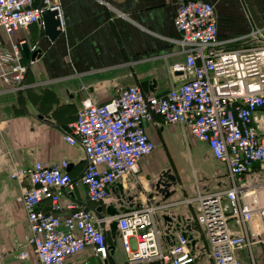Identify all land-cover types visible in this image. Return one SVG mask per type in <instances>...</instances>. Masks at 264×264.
<instances>
[{"label":"built area","instance_id":"1","mask_svg":"<svg viewBox=\"0 0 264 264\" xmlns=\"http://www.w3.org/2000/svg\"><path fill=\"white\" fill-rule=\"evenodd\" d=\"M45 10L57 12L62 28L59 0H0V32L8 40L0 39V83L8 91L24 87L29 67L38 58L35 44L27 45L26 56L22 49L26 41L13 35L30 24H43ZM173 24L184 58L171 69L181 72V84L160 95L130 84L120 87L108 102L86 99L64 139L83 149L86 165L78 182L90 201L102 203L114 185L137 173L140 161L156 149L147 123L159 116L164 123L185 126L207 145L214 160L224 164L231 181L224 189L182 200L195 205L199 238L180 229V224L174 229L175 217L164 220L172 213L158 217L159 206L154 204L108 214L116 222L115 228L114 221L108 228L104 216L63 198L76 183L66 159L52 165L36 160L11 173L13 179L28 183L21 200L30 233L19 258L69 264L74 255L91 248L95 256L107 259L108 228L119 233L131 264H244L243 252L255 264L253 247L264 246L263 31L220 40L214 4L206 0H182ZM244 39L255 44L230 46ZM168 174L158 177L157 191L165 189L163 183L172 185Z\"/></svg>","mask_w":264,"mask_h":264},{"label":"crops","instance_id":"2","mask_svg":"<svg viewBox=\"0 0 264 264\" xmlns=\"http://www.w3.org/2000/svg\"><path fill=\"white\" fill-rule=\"evenodd\" d=\"M59 1L63 25L54 40L45 35L40 23L30 24L13 35V39L25 40L28 46L35 44L38 49V58L29 67L24 87L8 91L0 83V264H38L35 256L26 259L18 256L30 233L21 200L28 183L11 177L14 168L36 160L52 165L66 159L67 170L76 183L73 190L64 192L63 198L73 199L95 215L104 216L109 228L115 218L108 215L109 206L124 212L162 201L155 188L160 176L156 149L162 140L181 139L174 129H186L183 125L164 123L156 116L155 122L146 124V130L157 146L151 156L140 161L139 171L120 179L106 202L88 199L85 187L78 182L86 165L83 149L69 144L64 132L86 99L108 102L120 87L130 84L137 85L144 93L157 95L181 84V72L172 71L171 66L184 58L180 34L173 24L182 0ZM206 1L214 4L220 40L242 37L258 29L264 34V0ZM0 39L8 42L2 32ZM235 44L230 46H249L255 41L244 39ZM201 143L220 167L215 171L216 181L207 182L215 190L206 188L199 192L228 187L231 181L226 167L214 160L207 145ZM154 168L158 170L151 174ZM180 194L167 198L170 208L158 205V217L168 213L167 210L174 211L172 215L175 222L180 220V229L186 228L199 238L195 205L182 201L191 195ZM173 198L176 200L169 201ZM46 204L42 203L41 207ZM253 223L257 225L256 221ZM108 228L106 236L111 251L107 259L95 256L91 248H86L74 255L69 264H131L119 233ZM198 243L202 244L200 240Z\"/></svg>","mask_w":264,"mask_h":264},{"label":"rangeland","instance_id":"3","mask_svg":"<svg viewBox=\"0 0 264 264\" xmlns=\"http://www.w3.org/2000/svg\"><path fill=\"white\" fill-rule=\"evenodd\" d=\"M173 132L179 134L181 139L177 140H162L156 149V156L159 158V170L154 168L151 174L168 171L170 179L173 181L172 185L166 190L159 192L162 201L157 205L168 206V197L177 192L184 195L194 196L199 191H204L210 188L207 183H214L216 181L215 171L218 172L220 165L212 161L209 154L204 147V144L195 139L187 129H174ZM180 194V195H181ZM173 198L169 201H175ZM164 201V203H163ZM161 203V204H160ZM174 205V204H173ZM171 206H168L170 208ZM172 212V210H167ZM165 214V213H164ZM253 253L255 256V264H264V246H254ZM243 263L253 264L250 254L243 252Z\"/></svg>","mask_w":264,"mask_h":264},{"label":"water","instance_id":"4","mask_svg":"<svg viewBox=\"0 0 264 264\" xmlns=\"http://www.w3.org/2000/svg\"><path fill=\"white\" fill-rule=\"evenodd\" d=\"M57 12L56 11H50V10H45L43 13H42V21H43V27H44V32H45V35L48 36L51 40H54L59 34H60V21L58 18H56ZM22 49H23V52L26 56L29 55V49H28V46L27 44H23L22 45ZM164 173L168 174V171H165ZM168 177H170V174H168ZM159 182L156 183L155 187H158L159 186ZM171 183H163V185L165 186L164 190L167 189V187L170 186ZM118 212V210L114 207H111L109 206L108 209H107V213L110 214V215H114ZM173 217H175L174 215L172 217H168V216H164V220L166 221H172ZM179 219H177V222L174 224V229L175 228H178L179 227ZM116 226V222L114 221L112 223V227L115 228ZM171 228V227H170Z\"/></svg>","mask_w":264,"mask_h":264}]
</instances>
